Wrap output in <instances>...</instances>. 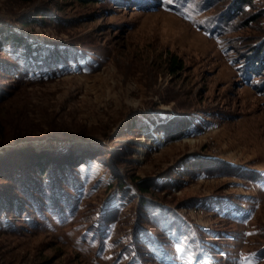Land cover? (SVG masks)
Returning a JSON list of instances; mask_svg holds the SVG:
<instances>
[{"label": "rangeland", "instance_id": "1", "mask_svg": "<svg viewBox=\"0 0 264 264\" xmlns=\"http://www.w3.org/2000/svg\"><path fill=\"white\" fill-rule=\"evenodd\" d=\"M0 264H264V0H0Z\"/></svg>", "mask_w": 264, "mask_h": 264}, {"label": "trees", "instance_id": "2", "mask_svg": "<svg viewBox=\"0 0 264 264\" xmlns=\"http://www.w3.org/2000/svg\"><path fill=\"white\" fill-rule=\"evenodd\" d=\"M18 1H21V2H31V1H33V0H18ZM80 1H82V2H87V1H89V0H80ZM26 24V23H25ZM22 25H24V23L22 24ZM9 32H7V34L4 36V40H3V42L1 43V45H4L5 43H7V42H9V41H12L13 39L14 40H17L18 38H16L14 35H12V36H8L9 34H8ZM176 64H177V62H175V60H171L170 61V70H174V68L176 67Z\"/></svg>", "mask_w": 264, "mask_h": 264}, {"label": "bare ground", "instance_id": "3", "mask_svg": "<svg viewBox=\"0 0 264 264\" xmlns=\"http://www.w3.org/2000/svg\"><path fill=\"white\" fill-rule=\"evenodd\" d=\"M164 91V90H163Z\"/></svg>", "mask_w": 264, "mask_h": 264}]
</instances>
